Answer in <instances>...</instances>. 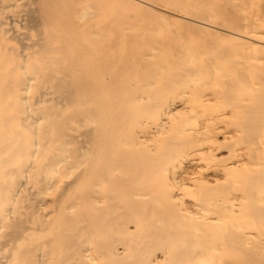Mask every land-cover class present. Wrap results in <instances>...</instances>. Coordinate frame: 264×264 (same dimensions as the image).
<instances>
[{
  "label": "bare ground",
  "instance_id": "bare-ground-1",
  "mask_svg": "<svg viewBox=\"0 0 264 264\" xmlns=\"http://www.w3.org/2000/svg\"><path fill=\"white\" fill-rule=\"evenodd\" d=\"M0 264H264V0H0Z\"/></svg>",
  "mask_w": 264,
  "mask_h": 264
},
{
  "label": "rangeland",
  "instance_id": "rangeland-1",
  "mask_svg": "<svg viewBox=\"0 0 264 264\" xmlns=\"http://www.w3.org/2000/svg\"><path fill=\"white\" fill-rule=\"evenodd\" d=\"M113 3V2H112ZM173 26H175L176 28H189V26L187 25V24H185V23H182V22H176V23H174V25Z\"/></svg>",
  "mask_w": 264,
  "mask_h": 264
}]
</instances>
